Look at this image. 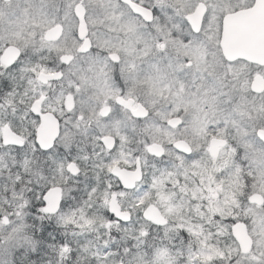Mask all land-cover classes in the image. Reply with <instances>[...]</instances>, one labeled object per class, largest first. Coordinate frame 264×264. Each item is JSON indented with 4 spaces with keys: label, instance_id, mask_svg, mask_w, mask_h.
<instances>
[{
    "label": "snow or ice",
    "instance_id": "snow-or-ice-1",
    "mask_svg": "<svg viewBox=\"0 0 264 264\" xmlns=\"http://www.w3.org/2000/svg\"><path fill=\"white\" fill-rule=\"evenodd\" d=\"M257 3L20 0L0 21V264H264V66L224 45Z\"/></svg>",
    "mask_w": 264,
    "mask_h": 264
},
{
    "label": "water",
    "instance_id": "water-1",
    "mask_svg": "<svg viewBox=\"0 0 264 264\" xmlns=\"http://www.w3.org/2000/svg\"><path fill=\"white\" fill-rule=\"evenodd\" d=\"M224 41L227 55L233 59H243L250 64L264 66V13L257 3L251 10L231 17L225 22ZM252 87L262 91V80L256 77ZM40 136L50 135L49 129H41Z\"/></svg>",
    "mask_w": 264,
    "mask_h": 264
},
{
    "label": "rangeland",
    "instance_id": "rangeland-1",
    "mask_svg": "<svg viewBox=\"0 0 264 264\" xmlns=\"http://www.w3.org/2000/svg\"><path fill=\"white\" fill-rule=\"evenodd\" d=\"M242 2H247V0H242ZM20 3V0H13V2L7 6V10L10 13H2V11L0 10V21L4 20V18H8V19H14L16 15L19 14L18 11V4ZM2 26V25H0ZM0 180H3V177L0 176ZM12 190V185L9 184V191Z\"/></svg>",
    "mask_w": 264,
    "mask_h": 264
},
{
    "label": "flooded vegetation",
    "instance_id": "flooded-vegetation-1",
    "mask_svg": "<svg viewBox=\"0 0 264 264\" xmlns=\"http://www.w3.org/2000/svg\"><path fill=\"white\" fill-rule=\"evenodd\" d=\"M13 2V0H0V10L2 11V13H10L8 10H7V6L10 5L11 3ZM256 77H260L259 75H256L253 77V81ZM262 91H264V79H262ZM253 84V83H252ZM252 87V85H251ZM197 175L199 176L200 174L197 173ZM200 179L201 181L204 180V177L203 176H200Z\"/></svg>",
    "mask_w": 264,
    "mask_h": 264
}]
</instances>
